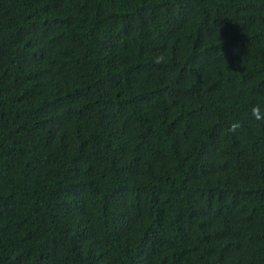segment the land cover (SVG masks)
<instances>
[{
  "label": "trees",
  "instance_id": "16d2710c",
  "mask_svg": "<svg viewBox=\"0 0 264 264\" xmlns=\"http://www.w3.org/2000/svg\"><path fill=\"white\" fill-rule=\"evenodd\" d=\"M0 264H264V0H0Z\"/></svg>",
  "mask_w": 264,
  "mask_h": 264
},
{
  "label": "clouds",
  "instance_id": "9594fccd",
  "mask_svg": "<svg viewBox=\"0 0 264 264\" xmlns=\"http://www.w3.org/2000/svg\"><path fill=\"white\" fill-rule=\"evenodd\" d=\"M252 113H253V115L255 116V118H257V119H260V118H261L260 111H259V109H258L257 107H254V108L252 109Z\"/></svg>",
  "mask_w": 264,
  "mask_h": 264
}]
</instances>
